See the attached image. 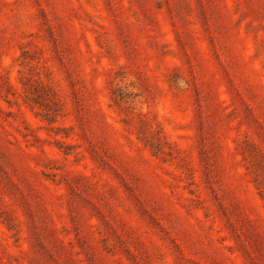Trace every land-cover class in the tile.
Listing matches in <instances>:
<instances>
[{"label":"rangeland","instance_id":"obj_1","mask_svg":"<svg viewBox=\"0 0 264 264\" xmlns=\"http://www.w3.org/2000/svg\"><path fill=\"white\" fill-rule=\"evenodd\" d=\"M0 264H264V0H0Z\"/></svg>","mask_w":264,"mask_h":264}]
</instances>
